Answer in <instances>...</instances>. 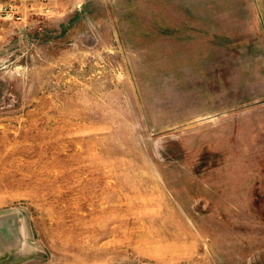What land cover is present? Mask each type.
<instances>
[{"label": "rangeland", "instance_id": "rangeland-1", "mask_svg": "<svg viewBox=\"0 0 264 264\" xmlns=\"http://www.w3.org/2000/svg\"><path fill=\"white\" fill-rule=\"evenodd\" d=\"M0 264H264V0H0Z\"/></svg>", "mask_w": 264, "mask_h": 264}]
</instances>
